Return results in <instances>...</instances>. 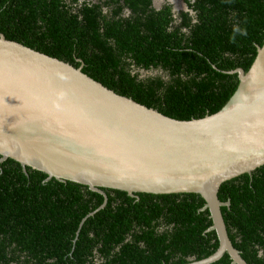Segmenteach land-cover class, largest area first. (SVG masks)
<instances>
[{
	"label": "trees",
	"instance_id": "16d2710c",
	"mask_svg": "<svg viewBox=\"0 0 264 264\" xmlns=\"http://www.w3.org/2000/svg\"><path fill=\"white\" fill-rule=\"evenodd\" d=\"M184 3L176 19L170 4L156 10L152 0H0V33L75 67L80 59L88 76L166 116L201 118L236 90L229 71L252 64L264 40V0ZM103 190L107 203L88 215L101 193L1 161L0 264H87L89 230L109 220L118 222L109 238L121 248L101 264H186L218 248L199 194ZM218 198L230 202L221 211L234 248L248 264H264V165L224 182ZM134 219L140 232L125 242L119 231L131 232ZM230 263L225 253L210 264Z\"/></svg>",
	"mask_w": 264,
	"mask_h": 264
},
{
	"label": "water",
	"instance_id": "95a60500",
	"mask_svg": "<svg viewBox=\"0 0 264 264\" xmlns=\"http://www.w3.org/2000/svg\"><path fill=\"white\" fill-rule=\"evenodd\" d=\"M78 67L0 33V162L7 158L47 179L148 194H199L218 248L248 264L228 236L220 186L264 165V40L217 112L188 120L166 116L104 86Z\"/></svg>",
	"mask_w": 264,
	"mask_h": 264
},
{
	"label": "flooded vegetation",
	"instance_id": "af4514ba",
	"mask_svg": "<svg viewBox=\"0 0 264 264\" xmlns=\"http://www.w3.org/2000/svg\"><path fill=\"white\" fill-rule=\"evenodd\" d=\"M80 1H82V0H80ZM91 1H92V3L98 2V0H91ZM165 4L171 5V10L173 12V16L176 19H179L178 14L180 11L188 10L186 4L184 3V0H157V3H156V0H152V7L156 10L161 9ZM124 13H125L124 15L127 16L129 11L125 10ZM157 72H158L157 70H150V71H148V74L154 75ZM136 201L140 202V198L138 199L136 197ZM142 206L147 208V206H145V205H142ZM87 217H88V215L82 219L81 224L84 223V221ZM133 221H134V223L131 226V228H132L131 232L127 231V230H124V232L119 231L120 233L121 232L123 233L122 235L124 237L125 242L133 239L132 234H134V232H137V231L140 232L141 228H138V225H136V219H134ZM98 222H100V221H98ZM117 223L118 222H111L109 220L108 224L105 225V224L99 223V225L97 227H95L96 230H91V229L89 230L90 252L87 255V260H86L87 264H101L106 259V255L108 254V252L111 254L114 251L120 250V248H121L120 244L113 243V240L115 239V237L112 238V240L109 238V236L114 235L113 229L118 228V225H116ZM113 227H115V228H113ZM160 230H162V229L160 228ZM119 232H118V234H120ZM111 233H112V235H110ZM139 246H140V248H144L143 243H140ZM107 250H108V252H106ZM192 258L193 257H191L189 259H192ZM195 261H197V260H195ZM191 262H193V261H191Z\"/></svg>",
	"mask_w": 264,
	"mask_h": 264
},
{
	"label": "rangeland",
	"instance_id": "374dc122",
	"mask_svg": "<svg viewBox=\"0 0 264 264\" xmlns=\"http://www.w3.org/2000/svg\"><path fill=\"white\" fill-rule=\"evenodd\" d=\"M156 3H157V0H156Z\"/></svg>",
	"mask_w": 264,
	"mask_h": 264
}]
</instances>
